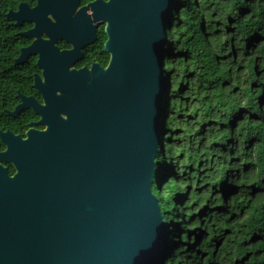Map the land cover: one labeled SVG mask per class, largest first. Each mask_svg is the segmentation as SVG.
Listing matches in <instances>:
<instances>
[{"label": "water", "instance_id": "95a60500", "mask_svg": "<svg viewBox=\"0 0 264 264\" xmlns=\"http://www.w3.org/2000/svg\"><path fill=\"white\" fill-rule=\"evenodd\" d=\"M172 5L110 1L116 29L108 70L94 67L89 77L40 61L46 106L25 99L11 115L32 105L46 130L30 129L26 139L0 132V264L155 262L167 231L152 187Z\"/></svg>", "mask_w": 264, "mask_h": 264}, {"label": "trees", "instance_id": "16d2710c", "mask_svg": "<svg viewBox=\"0 0 264 264\" xmlns=\"http://www.w3.org/2000/svg\"><path fill=\"white\" fill-rule=\"evenodd\" d=\"M164 56L153 264H264V0H173Z\"/></svg>", "mask_w": 264, "mask_h": 264}, {"label": "flooded vegetation", "instance_id": "af4514ba", "mask_svg": "<svg viewBox=\"0 0 264 264\" xmlns=\"http://www.w3.org/2000/svg\"><path fill=\"white\" fill-rule=\"evenodd\" d=\"M110 1L76 0L73 5H54L53 0H1L0 22L5 32L0 35V82L12 91L8 97L13 105L12 110H6L13 128L3 132L26 139L30 129L46 130V125H39L42 116L32 105L20 109L17 116L11 115L25 99L46 106L38 87L49 85L40 65L44 58L60 62L67 72L86 70L89 77L94 67L109 69L114 58L110 41L116 29V21L108 13ZM71 27L76 29L74 36L70 35ZM1 95L0 104L5 101ZM60 116L66 118L63 113ZM5 166L10 173L12 165Z\"/></svg>", "mask_w": 264, "mask_h": 264}]
</instances>
